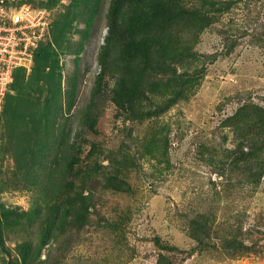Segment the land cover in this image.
I'll list each match as a JSON object with an SVG mask.
<instances>
[{
    "label": "rangeland",
    "instance_id": "rangeland-1",
    "mask_svg": "<svg viewBox=\"0 0 264 264\" xmlns=\"http://www.w3.org/2000/svg\"><path fill=\"white\" fill-rule=\"evenodd\" d=\"M208 1L216 13L210 10L212 25L194 44L203 60L189 69L203 72L200 85L159 115L121 110L107 78L91 122L79 123L101 70L110 2L103 0L81 54L79 94L68 118L52 121L43 105L27 106L41 114L12 131L0 117V264H264V175L255 182L236 167L231 181L226 177L239 136L232 121L240 114L254 130L255 107L264 111V41L257 39L264 0L199 4ZM68 3L58 1L47 12L50 22ZM83 29L81 23L72 51L61 56L63 87L76 69L73 52ZM212 54L217 60L209 63L203 55ZM176 94L170 85L153 86L139 110L165 106ZM64 125L80 159L65 171L58 143ZM39 126L48 127V136ZM40 136L44 157L30 144ZM110 179L120 183L118 190ZM61 200L69 208L64 215L70 202L79 213L81 204H90L83 225L73 213L61 225Z\"/></svg>",
    "mask_w": 264,
    "mask_h": 264
},
{
    "label": "trees",
    "instance_id": "trees-1",
    "mask_svg": "<svg viewBox=\"0 0 264 264\" xmlns=\"http://www.w3.org/2000/svg\"><path fill=\"white\" fill-rule=\"evenodd\" d=\"M58 1L61 0H19V3H31L36 9L48 12ZM203 1L207 0H110L106 15L107 35L98 55L101 70L96 77L90 103L79 121L81 126L91 122L98 95L102 92L107 78L115 83L111 92L112 101L126 113L140 114L143 117H147L148 112L159 115L169 105L179 102L184 93L191 94L193 88L200 85L203 72H189L191 64H200L203 60L200 53L194 51V44L199 34L212 25L214 16L210 14V10L215 12L209 1L201 6L199 3ZM102 5L103 0H69L67 6H64L65 11L51 20L48 40L40 42L34 51L31 71L28 72L23 67L14 71V80L5 96L0 114L12 131L23 118L32 119L41 114L36 109L28 110L27 106L40 108L43 105V116L52 121H56L58 116L67 119L71 114L80 89L77 68L81 62L84 44L90 37ZM81 23H84V29L73 52L76 69L67 76L66 86L63 87L61 56L72 51V36L80 32ZM257 39L264 41V32ZM203 57L208 58L206 60L209 63L217 60L215 54ZM168 85L174 87L177 94L165 106L155 104L150 108L152 111L139 110L145 91L153 86ZM254 113V130H251L250 121L240 120V114L231 123L234 133L239 136L229 157L230 164L227 162V181H231L230 174L236 167H244L255 182L264 175V111L257 106ZM38 130L48 136L47 126H39ZM70 131L71 128L64 125L58 140L64 148L59 159L64 171L80 160L76 152L77 141L70 135ZM42 136L34 137L30 144L36 147L33 148L35 153L44 157ZM25 154L29 160L33 159L29 150L26 149ZM256 160L257 165L253 166L251 161ZM109 185L118 190L120 183L116 184L114 179H110ZM84 197L88 202L90 198ZM51 198L56 200L58 196ZM66 204L65 200H61V225H65L71 213L77 214L73 221L83 225L90 204H81L82 213H79L76 204L70 202L72 211L64 215L69 209ZM55 225L58 223H51L50 226ZM24 255L23 253L22 256ZM5 264L9 262L6 260Z\"/></svg>",
    "mask_w": 264,
    "mask_h": 264
},
{
    "label": "built area",
    "instance_id": "built-area-1",
    "mask_svg": "<svg viewBox=\"0 0 264 264\" xmlns=\"http://www.w3.org/2000/svg\"><path fill=\"white\" fill-rule=\"evenodd\" d=\"M50 20L46 10L19 0H0V114L6 94L14 80V71H31L34 51L46 42Z\"/></svg>",
    "mask_w": 264,
    "mask_h": 264
},
{
    "label": "clouds",
    "instance_id": "clouds-1",
    "mask_svg": "<svg viewBox=\"0 0 264 264\" xmlns=\"http://www.w3.org/2000/svg\"><path fill=\"white\" fill-rule=\"evenodd\" d=\"M23 4H28V3H23ZM51 24V23H50ZM34 64V63H33Z\"/></svg>",
    "mask_w": 264,
    "mask_h": 264
}]
</instances>
